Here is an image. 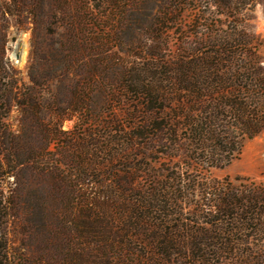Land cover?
<instances>
[{
    "label": "trees",
    "instance_id": "obj_1",
    "mask_svg": "<svg viewBox=\"0 0 264 264\" xmlns=\"http://www.w3.org/2000/svg\"><path fill=\"white\" fill-rule=\"evenodd\" d=\"M9 1L0 5V22H7L15 13L21 26L37 21L32 17L38 15L40 0ZM81 1L84 13H89L88 1ZM186 1L203 3L220 17L259 0ZM53 2L49 10L54 17L71 6L70 0ZM69 26L63 46L52 48L48 58L46 53L40 55V60L46 56L50 66L41 71L29 70L30 84L24 92L13 80L8 95L4 99L0 95V107L9 110L16 106L26 118L28 129L41 134L34 146L22 150L15 140L18 134L3 124L0 116V142L10 140L13 144L10 152L6 148L0 150V181L1 176L13 175L8 168L18 167L22 158L28 168L43 164L63 173L62 166H67L69 159L66 148L75 143L79 148V142L86 145L87 163L93 170L108 168V164L114 169L113 163L121 157L137 164L124 168L129 176L97 180L98 190L93 194L83 192L77 179L70 181L68 197L74 218L64 231L57 257L52 259L55 264H264V188L188 177L187 195L199 198L194 201L191 219L182 217L184 207L178 200L182 177L173 167L165 177L155 178L148 188L141 185L136 174L141 164L150 169L160 158L185 159L188 167L198 172L200 168L207 171L220 167L235 157L244 139L264 129V69L250 41L231 34L220 35L207 48L192 51L173 68L165 79L167 84L159 88L133 78L128 85L122 83L119 87L123 91L141 97L144 113L139 122L136 120L140 116L135 113L127 116L130 124L113 121L117 135L106 133L102 144L93 131L99 122L90 113L94 105L92 92L102 82L100 45L91 41L88 51L92 64L87 73L74 72L64 51L78 44L77 34L83 28L78 31L75 22ZM49 34L48 39L52 40ZM82 41L87 43L86 39ZM45 44L51 46L53 42ZM235 44L247 48L238 50ZM126 70L129 73L133 69ZM2 78L0 71V90ZM55 78L61 83L60 95H38V87H47ZM54 107L78 111L75 126L84 137L78 139L62 129L63 121L73 115L47 116L46 109ZM52 143L60 146L59 152L64 149L54 160L47 156ZM83 160L79 163L83 164ZM4 198L1 191L0 204ZM172 221L174 225L170 226ZM182 227L190 232L186 240H180ZM4 248L5 243L1 242L0 264H7Z\"/></svg>",
    "mask_w": 264,
    "mask_h": 264
},
{
    "label": "rangeland",
    "instance_id": "obj_2",
    "mask_svg": "<svg viewBox=\"0 0 264 264\" xmlns=\"http://www.w3.org/2000/svg\"><path fill=\"white\" fill-rule=\"evenodd\" d=\"M4 1L10 3L9 0H0V5ZM70 1L71 6L63 9L65 13L59 11L55 17L49 10V5L54 4L53 0H40L38 15L32 17L37 21H27L21 26L15 13L8 17L7 22H0V71L3 75L0 95L3 99L8 95L13 80H16L20 92H24L30 84L29 70L35 68L41 71L50 66L46 56L48 58L49 52L54 50L52 48L63 46L69 25L75 22L78 31L83 28L77 34L80 39L78 44L64 51L71 59L74 72L87 73L86 69L92 64V55L88 51L92 47L91 41L95 40L102 52L99 62L103 68L102 82L92 92L94 105L90 112L99 122L93 131L102 144L106 133L108 136L117 135L114 133L116 128L113 121L130 124L132 121L127 116L135 113L140 116L136 120L139 122L144 113L141 97L123 91L119 87L122 83L128 85L133 79H139L146 80L152 87L166 85L165 79L169 78L176 65L192 51L207 48L220 35L231 34L250 41L249 45L256 51L264 69V0L242 6L234 14L220 17L211 13L203 3L186 0H87L89 13H84L81 0ZM29 20L32 21L31 18ZM49 33L52 40L48 39ZM47 41L53 42V45L45 44ZM17 46L18 58L13 55ZM235 48L243 50L247 47L235 44ZM42 53H46L44 60H40ZM54 65L56 62L52 63ZM129 67L133 70L128 73L126 69ZM60 88V81L51 79L47 87H38V95H60ZM0 104H3L2 101ZM164 104L167 105V101ZM45 113L47 116L57 113L73 115L72 119L63 121L62 129L77 135L78 139L84 137L75 126L78 111L70 108L58 110L54 107L46 109ZM0 116L1 122L14 130V134H18L15 140L18 139L20 149L34 146L41 137L39 130L33 132L28 129L26 118L16 106L9 110L5 106L0 107ZM57 143H52L47 151V156L53 160L64 151H58L61 148ZM85 146L79 142V148L76 143L66 148L65 153L69 154V159L68 165L62 166L63 173L43 164L28 168L22 158L18 167L8 168L13 175L1 176L0 192L3 191L5 200L0 204V243H5L7 264H55L52 259L57 257L58 246L65 236L64 231L74 218L68 197L70 181L77 179L81 182L83 192L93 194L98 190L97 180L127 176L124 168L129 164H137L129 158L121 157L113 163L116 166L114 169L108 164L110 168L100 166L93 170L87 163ZM12 147L10 140L0 142V150L6 148L10 152ZM99 156L105 158L103 154ZM12 158L17 160L16 157ZM82 158L83 164H80ZM151 166L149 169L141 164V169L136 172L141 185L148 188L155 178L165 177L169 168L173 167L182 177L183 189L178 199L184 207L182 217L192 219L191 209L194 201L199 198L187 195L186 187L190 182L187 181L188 177L223 180L239 187L264 188V129L254 137L244 139L235 157L220 167H211L207 171L200 168L198 172L188 167L182 158H160ZM169 225L173 226V221ZM182 228L176 234L179 232L180 240H186L190 232Z\"/></svg>",
    "mask_w": 264,
    "mask_h": 264
},
{
    "label": "water",
    "instance_id": "obj_3",
    "mask_svg": "<svg viewBox=\"0 0 264 264\" xmlns=\"http://www.w3.org/2000/svg\"><path fill=\"white\" fill-rule=\"evenodd\" d=\"M13 55H14V57H17V58H18V57H19V52H18V50H15L14 53H13Z\"/></svg>",
    "mask_w": 264,
    "mask_h": 264
},
{
    "label": "bare ground",
    "instance_id": "obj_4",
    "mask_svg": "<svg viewBox=\"0 0 264 264\" xmlns=\"http://www.w3.org/2000/svg\"><path fill=\"white\" fill-rule=\"evenodd\" d=\"M16 50H19V47H18V46H17ZM20 52L23 53V52L21 51V49H20Z\"/></svg>",
    "mask_w": 264,
    "mask_h": 264
}]
</instances>
